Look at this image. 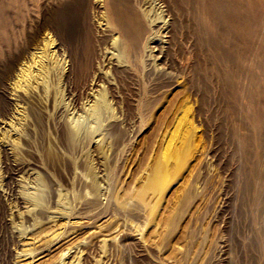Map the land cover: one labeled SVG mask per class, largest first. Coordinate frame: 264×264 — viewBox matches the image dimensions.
<instances>
[{"label":"rangeland","instance_id":"1","mask_svg":"<svg viewBox=\"0 0 264 264\" xmlns=\"http://www.w3.org/2000/svg\"><path fill=\"white\" fill-rule=\"evenodd\" d=\"M57 4L52 5L54 12ZM42 5L37 7L40 16L46 10ZM92 6L89 18L97 26V3ZM75 13L69 7L64 12V28L72 26ZM112 39L108 36L102 42L100 59L83 66L76 83L72 78L68 84L59 70L50 78L51 88L37 105L43 121L29 138L30 152L22 154L33 172L24 174L17 188L41 194L44 206L30 205L26 199L21 207L7 202L5 212L20 214L27 207L33 213L43 210L45 215L62 216L70 210L73 222L77 212L95 202L90 228L71 240L92 241L91 260L85 264H252L256 251L244 244L253 234L256 217L248 201L250 192L243 190L247 177L240 173L249 170L251 161L236 154L229 135L233 123L227 105L235 106V101L221 94L216 78L226 67L183 41L170 47L164 64L154 55L143 56L127 60L130 71L121 73L108 63L112 53L116 56L109 62L118 56ZM154 69L158 73L151 74ZM91 93L97 97L103 93L108 106L102 117L89 118L73 140L70 128L87 117L84 107ZM54 94L58 114L51 108ZM70 94L77 99L75 108L67 99ZM188 127L194 136L186 164L177 169L169 160L165 188L144 193L147 178L170 148H181ZM1 180L0 157L2 186ZM12 221L19 224L14 217ZM65 221L37 225L26 238L35 237L40 240L37 245L45 246ZM9 227L5 232L0 225V235L18 232L12 224ZM111 234L116 235L112 242ZM43 255L34 264H54L57 251L49 248Z\"/></svg>","mask_w":264,"mask_h":264},{"label":"bare ground","instance_id":"2","mask_svg":"<svg viewBox=\"0 0 264 264\" xmlns=\"http://www.w3.org/2000/svg\"><path fill=\"white\" fill-rule=\"evenodd\" d=\"M59 1L40 0L46 9L41 17L37 13L39 0H0V225L5 232L11 224L18 231L0 235V264H34L49 248L57 251L54 264H85L91 260L92 241L85 239L74 244L71 240L80 230L90 228L95 202L77 212L73 222L70 210L55 216L45 215L43 210L33 213L27 207L20 214L8 215L5 209L7 202L21 207L26 199L30 205L44 206L41 194L17 190L22 176L33 172L22 154L30 152L29 138L43 121L37 105L51 88L50 78L55 77L57 70L68 84L72 78L76 83L83 66L97 63L103 54L101 44L108 36L113 38L118 54L109 62L116 56L112 53L108 63L121 73L130 71L127 60L143 56L154 55L156 61L163 63L170 47L183 41L204 58L206 55L207 60L226 67V72L216 78L221 94L235 101L237 109L232 103L227 105L233 123L229 135L236 145V154L251 161L249 170L240 171L247 177L243 190L250 192L248 201L256 217L253 234L244 246L256 251L252 264H264V0H67L69 6H62ZM57 2L60 5L54 12L52 5ZM93 3H97L98 27L89 18ZM68 7L76 13L72 26L64 28L62 17ZM149 66L152 67L150 63ZM55 95L51 108L58 114ZM67 99L75 108V95L70 94ZM107 106L103 93H98V97L91 93L84 107L87 117L70 128L73 140L86 128L87 120L102 117ZM184 130L181 148L173 147L165 153L164 160L147 178L144 193L165 188L169 160L175 162L177 169L186 164L194 131L189 127ZM13 217L19 224L11 222ZM61 218L66 219L65 223L53 231L45 246L37 245L40 240L35 237L26 238L37 225L55 223ZM115 236L111 234L108 240L112 242ZM105 242L100 241V247Z\"/></svg>","mask_w":264,"mask_h":264}]
</instances>
